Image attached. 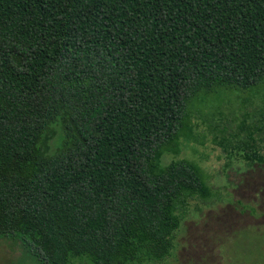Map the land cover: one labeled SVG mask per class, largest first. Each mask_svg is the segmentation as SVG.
Here are the masks:
<instances>
[{
	"label": "trees",
	"instance_id": "1",
	"mask_svg": "<svg viewBox=\"0 0 264 264\" xmlns=\"http://www.w3.org/2000/svg\"><path fill=\"white\" fill-rule=\"evenodd\" d=\"M263 82L264 0H0V240L36 264L164 258L213 193L199 163L163 157L212 134L263 164L264 100L244 98ZM222 92L240 118L192 109Z\"/></svg>",
	"mask_w": 264,
	"mask_h": 264
},
{
	"label": "rangeland",
	"instance_id": "2",
	"mask_svg": "<svg viewBox=\"0 0 264 264\" xmlns=\"http://www.w3.org/2000/svg\"><path fill=\"white\" fill-rule=\"evenodd\" d=\"M249 92L253 93L244 98L253 100L254 106H261L264 82ZM241 98L243 96L237 93L222 92L199 99L192 109L204 115L219 110L240 118ZM239 123L237 121L236 125ZM49 129L52 136L45 145L47 154L52 155L60 148L63 134L57 121ZM196 133L205 134V126L200 125ZM212 138L213 135L208 134L202 146L184 144L179 157L166 155L161 166L179 158L196 161L210 176L213 197L207 201L197 198L188 201L164 258L150 259L145 250L146 256L139 254L129 264H264V163L248 168L239 157L242 152L238 151H234L237 155L229 158L230 161L223 150L212 143ZM20 258L16 245L0 240V264H36Z\"/></svg>",
	"mask_w": 264,
	"mask_h": 264
}]
</instances>
